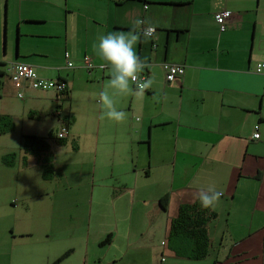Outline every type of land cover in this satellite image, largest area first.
<instances>
[{"label": "crops", "instance_id": "1", "mask_svg": "<svg viewBox=\"0 0 264 264\" xmlns=\"http://www.w3.org/2000/svg\"><path fill=\"white\" fill-rule=\"evenodd\" d=\"M8 4V18L10 13L16 16L21 36L37 42L27 43L11 63L31 65L38 76H59L67 85L60 104L54 92L24 87L26 119L41 115L56 121L47 136L70 118L64 139L71 138L74 151L80 150L82 139L87 141L84 146L99 164L93 181L96 175L116 181L108 183L109 188L94 184L93 192L107 190L116 206L110 210L113 219L96 231L100 256H90L89 240L53 251L45 242L58 214L57 189L49 188L55 178L44 180L33 157L24 166L18 150L13 166L2 163L7 170L0 177V263L52 264L72 250L59 264H264V76L253 71L264 60V0H21L17 6L8 0ZM21 6L24 10L17 15ZM221 11L231 12L223 31L214 20ZM134 15L155 25L156 38L135 45L145 61L140 74L153 83L143 96L109 90L126 118H101L99 93L109 76L99 67L102 61L92 45L100 35L129 31ZM0 30L3 38V21ZM84 56L93 65L89 73L82 67ZM66 60L72 68H66ZM166 64L182 66L184 73L168 83ZM5 82L0 79V96L16 97L11 83ZM0 115L10 116L16 127L15 106ZM27 135L40 136L34 131ZM76 141L79 147L73 146ZM108 156L112 168L106 175L102 164ZM31 166L35 170L29 172ZM142 180L148 181L147 187ZM209 185L223 193L210 208L217 218L208 224L209 255L203 260L178 257L167 244L169 221L180 205L196 201L198 190ZM49 192L52 199L44 202ZM107 234L111 241L101 246Z\"/></svg>", "mask_w": 264, "mask_h": 264}, {"label": "rangeland", "instance_id": "2", "mask_svg": "<svg viewBox=\"0 0 264 264\" xmlns=\"http://www.w3.org/2000/svg\"><path fill=\"white\" fill-rule=\"evenodd\" d=\"M9 1L12 4H16V6L21 2V0ZM8 6V0H0V21H3V24L5 22V33H2V35L5 36L4 46L3 38L0 34V69L4 71V76L7 78L9 74V64L15 60L17 54L19 55L21 53V50H23L25 45L31 42L30 39L23 34L21 36L20 28L15 22L16 16L13 15V13H10L8 18ZM23 10L24 6L19 7L17 15H19ZM30 11L31 13H34L33 9ZM32 28L35 29V26H32ZM18 33L20 34L19 37L17 36ZM31 43L37 42L33 41ZM6 77H0V79L6 80L5 83H9ZM0 93H2V89L0 90ZM25 100L26 97L18 99L15 96H6L2 94L0 96V114L5 113L9 106H15L17 115L15 118L16 127L14 130L11 133L0 135V177H3L4 172L7 170L3 167L1 156L5 153L19 154L18 150H20L22 145L23 135L31 134L34 131L40 136H45L49 127L54 128L57 126L56 121L50 122L48 117H43L39 114L38 118H34V121H29L28 118L26 119V112L23 111V108L25 107L23 103ZM94 123L96 124L97 121L94 120ZM59 128L60 126L58 129ZM57 130L55 133L52 132L53 136L56 134ZM65 141L67 144L63 146H58L55 141L49 142L50 149L48 154H50V157L53 158L55 165V179L53 180V185H50L49 188L50 190L53 187L57 189L55 192L57 194H54V205L56 210H58V214L53 218L54 222L51 223L53 225L52 230L48 234L45 231L44 234H42V237H40V240L45 241L47 235H49L45 243L49 242L53 251H56L59 247L70 244L83 246L89 240V244L93 246V251L90 252V256H100L103 251L99 250L97 247L96 243H98V240L96 231H98L97 229L99 224L102 226L106 221H109V219H113V215L110 213V210L113 208V205L116 206V202L112 203L114 198L113 196L109 198L107 190L106 193L99 195L97 191L93 192V189H95V185L106 186L108 183L114 184L116 181L113 179L104 181L102 176L96 175L94 182L93 172L95 165L99 167V164H95L94 157H90L91 152H89V149H86L84 146L87 141L82 139V146L80 147V150L77 151L72 150L70 137L68 138V142L67 140ZM80 144L81 143L78 144L76 141L75 145H72L74 147H79ZM141 148L142 147H140V149ZM148 150L149 149L146 148V152H143L144 158H146ZM107 153L110 155L109 152ZM140 156H142V152H140L138 157ZM27 158L31 157L27 156ZM17 160L16 163H19V159ZM110 161V157L108 156L106 163L102 164L106 167L102 169L103 172H106V175H109L111 172L112 163H110ZM34 170V166L29 167V172ZM147 183L148 181L145 180L140 182V184H144L145 187H147ZM106 187L109 188L110 186L107 185ZM65 188L68 191H66ZM120 189H123L124 192H128L126 191L127 189ZM118 191L119 189H117L116 194ZM49 193L50 194L44 196V202H48L52 199V194L51 192ZM145 193H148V190L145 191ZM106 236H102L101 242ZM31 240H37V236ZM182 263L186 262L182 261ZM40 264H42V262ZM187 264L191 263L187 262Z\"/></svg>", "mask_w": 264, "mask_h": 264}, {"label": "trees", "instance_id": "3", "mask_svg": "<svg viewBox=\"0 0 264 264\" xmlns=\"http://www.w3.org/2000/svg\"><path fill=\"white\" fill-rule=\"evenodd\" d=\"M6 2V1H5ZM5 21V19H4ZM5 25V22H4ZM5 28V26H4ZM18 37L20 34L18 33ZM4 38L3 36V46H4ZM88 56H84L81 60L82 67L86 72H91L93 69V65L91 63L92 68L87 70V68L84 65L83 59ZM89 58V57H88ZM91 61V60H90ZM68 60H66V68H72L73 63H71V66H68ZM19 62L10 63L8 70L13 64H17ZM28 65L25 63H19ZM32 67L37 74L35 68L31 65H28ZM9 72V71H8ZM38 75V74H37ZM0 77H4V71H0ZM40 77V76H39ZM42 78V77H40ZM44 80H58L65 83L66 82L59 76L53 78V79H46L42 78ZM67 87V85H66ZM39 91V90H38ZM45 92H53V89H46L42 90ZM17 93H21L22 97H17ZM55 94V93H54ZM67 95L64 93L61 98H59L58 104H60L63 101V97ZM16 97L18 99H22L24 97L23 89L16 91ZM57 96H55L56 98ZM59 109L61 105L58 106ZM59 115V112H57ZM62 126L66 128L72 124V121L70 118L65 117L62 120ZM15 128V124L12 120V118L8 115H0V135L11 133ZM58 138L53 136L52 132H49L47 136L40 137L35 135H23L22 139V145L20 147V151L22 152V155L24 158H22V164L25 166L27 161V156L34 157L37 160V164L39 165L42 173V178L44 180H50L54 176V162L53 158L50 157L48 154V151L50 149V141H55L58 145L63 146L66 144L65 138ZM73 149H75L73 147ZM16 154L10 153L2 158V163L6 166H13L15 163ZM166 200V197L163 198V201ZM162 204V202H161ZM164 205L162 204V208L164 209ZM217 218V214L213 212L210 208H202L199 201L196 200L191 204H183L180 205L177 211V214L174 218H172L169 221L168 224V237H167V244L169 245V249L172 250L176 256L189 259V260H203L205 259L210 252L211 242L209 239V233H208V224L215 220ZM111 241V234H108L105 239L100 242V245H106L109 244ZM72 250L66 251L63 255L58 257L52 264H59L64 259L68 258L70 254L72 253ZM263 252H264V241H263ZM263 263H264V255H263Z\"/></svg>", "mask_w": 264, "mask_h": 264}, {"label": "clouds", "instance_id": "4", "mask_svg": "<svg viewBox=\"0 0 264 264\" xmlns=\"http://www.w3.org/2000/svg\"><path fill=\"white\" fill-rule=\"evenodd\" d=\"M131 27L127 32H111L100 35L92 45L95 55L102 61L101 69H107L109 79L99 93L101 118L122 121L126 113L116 108L110 95L115 93H129L143 96L151 87L153 81L142 79L140 73L144 70L145 61L135 51V45L141 39H155V25L139 15H134L129 21ZM132 85L135 87L133 88ZM155 98V97H154ZM223 195L214 185L198 190L196 199L202 208H213Z\"/></svg>", "mask_w": 264, "mask_h": 264}, {"label": "built area", "instance_id": "5", "mask_svg": "<svg viewBox=\"0 0 264 264\" xmlns=\"http://www.w3.org/2000/svg\"><path fill=\"white\" fill-rule=\"evenodd\" d=\"M231 17V12L221 11L214 15L215 22L219 25L220 31L225 29V22ZM156 31V29H155ZM84 65L87 70L91 69V61L88 57L83 59ZM68 66H71V63L68 62ZM165 69V78L168 83L174 81L177 77L181 76L184 73V68L177 65H164ZM254 73L257 75L264 76V60L258 61L253 69ZM142 79H145V76L140 74ZM8 80L11 83L12 87L17 91L21 90L24 87L30 88L32 90H46L53 89L56 101L62 97L67 91V87L64 82L58 80H44L40 78L34 71V69L28 65L24 64H13L9 69ZM134 86V85H133ZM135 87V86H134ZM17 97L21 98L22 94L17 93ZM67 135V130L65 127H61L57 130L55 136L58 138H63ZM254 139L259 138L258 133L253 134Z\"/></svg>", "mask_w": 264, "mask_h": 264}]
</instances>
